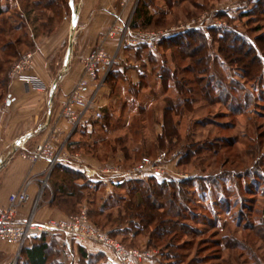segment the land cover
<instances>
[{"label": "rangeland", "instance_id": "1", "mask_svg": "<svg viewBox=\"0 0 264 264\" xmlns=\"http://www.w3.org/2000/svg\"><path fill=\"white\" fill-rule=\"evenodd\" d=\"M0 1L13 15L15 0ZM82 1L74 0L75 11ZM146 1L151 3L155 23L134 31L131 23L141 0L130 2L125 11L123 0H110L115 13L107 17L105 34L114 25L116 14L125 17L123 22L129 25V31L122 44L111 41L105 46L114 55V63L112 76H106L105 89L97 99L101 118L92 116L89 129L76 137L85 147L97 141L96 150L88 156L85 147L84 152L74 151L72 143L71 152L79 154L83 162L86 158L91 161H87L90 167L119 166L126 172L148 158L163 173L143 178L105 175L92 180L81 168H73L85 175V181L77 179V184L85 188L83 198L68 200L70 204L57 208L59 219L86 208L92 213L89 220L93 226L120 245L128 256L120 257L114 247L99 242L54 237L49 239L53 244L49 264H111L108 257L119 264H264V76L247 79L236 60L250 62L252 56L225 57L221 44L215 42L211 33L228 32L234 39L249 42L257 52L254 58H261L264 63V0ZM72 15L64 21L69 28ZM194 31L208 38L209 63H200L197 55L182 58L171 44L168 46L173 51L159 48L164 39L179 36L186 41L187 34ZM69 43L68 39L60 59L75 52L74 47L68 49ZM188 52L190 55L191 50ZM163 70L170 80L161 81ZM207 88L208 98L204 92ZM227 96L235 99L237 107L224 106ZM169 102L179 108L173 117L179 138L160 147L157 140L163 134V114ZM104 116H112V124L106 130L101 127ZM192 145L200 151H192L193 156L186 158ZM149 178L188 184L181 186L190 200L183 206L184 218L174 219L175 227H168L170 233L163 239L135 233L127 225L117 229L107 225L105 216L112 213L116 217L118 207L99 217L93 215L105 203L112 206L119 200L118 206L123 207L129 200L127 186ZM47 179L46 191L43 193L42 189L41 195L43 200H53L50 174ZM118 183L124 186L117 189ZM97 185L99 191L93 190ZM57 203L61 205L60 201ZM39 206L42 202L38 209ZM19 258L18 254L16 260L7 263L24 264Z\"/></svg>", "mask_w": 264, "mask_h": 264}, {"label": "trees", "instance_id": "2", "mask_svg": "<svg viewBox=\"0 0 264 264\" xmlns=\"http://www.w3.org/2000/svg\"><path fill=\"white\" fill-rule=\"evenodd\" d=\"M179 1L190 2L192 0ZM18 4L19 7L17 8L15 6L13 15H11L7 13V9H5L0 2V104L8 93V76L14 64L20 61L26 52L33 51L36 48V41L39 38L55 34L66 20L67 16L71 17L72 15L70 0H18ZM150 5V1L145 2V0H141L131 23L132 30L137 31L141 28L146 29L155 23V16L151 14ZM138 23H142L143 26H139ZM18 33H20L19 36H17ZM211 33L215 42L221 44V52L225 57L231 56L237 58L242 54L245 55L244 57L242 56L243 58L252 56L250 62H245L240 57L238 58H240L241 61L240 59L236 60V63H240L239 65L243 67L242 70L247 79L252 81L259 79L260 76H264V63L261 58H254L257 56V52L249 42L247 43L241 39H234L235 37L228 32L211 31ZM187 35L188 40L186 41L179 38V36L164 39L162 41L163 43L161 42L159 44V48L164 47L173 51L174 49L172 46H176L177 52L182 58H187V56L196 57L197 55L200 63H209V55L206 52L208 50V38L206 35L198 31L191 32ZM217 36L220 37L217 38ZM168 44L172 46H168ZM188 49L191 50L190 55L188 54ZM108 76L109 79L110 76H112V72H110ZM159 76L161 81H164L166 78L170 80L166 75V70H163ZM177 88L183 91L181 86ZM204 92L205 97L208 98V95H210L209 88ZM234 100L235 99H232L231 96H227L226 100L223 102L224 106L227 105L233 108V105L237 107V103H234ZM176 109H179L178 106H173L172 102H169L167 108L164 110L163 134L157 140L160 147L164 146L165 142L170 139L179 138L177 126L173 121L174 115L177 116ZM111 119L112 116L111 118H105L104 116V123L101 125L102 130L112 124ZM85 129H87L85 123L80 125L73 134L71 140L75 145L74 151L84 152L86 148L87 152H85V154L91 156L90 154L96 150L98 142L94 141L92 145L89 144L88 147H85V145L81 146V144H79L80 142L76 139L77 136L83 134ZM205 147H209V145H205ZM189 149L190 152L189 155L186 154V158L193 156L191 154L192 151H195V153L200 151L197 145H192ZM125 158L129 159L130 156L126 154ZM72 169L73 168H69L63 164H58L50 173L49 182H51L54 190V197L51 205L56 208H61L60 206H62V204H68V200H81L83 198L82 191L85 188L83 185L79 186L77 184V179L85 181V175L82 172ZM115 185L117 189L124 186L120 183ZM185 185L187 186L188 184L174 181L158 182L152 178L148 180H135L127 186L129 200L125 202L123 207L118 206L117 203L119 200L116 201V204L113 201L115 205L112 206L105 203L101 205L93 215L99 217L103 215V212L108 211V209L118 207V215L116 217H114L112 213L105 216V223H109L107 225L111 224L112 227H114L113 229H117L122 225H127L131 231L133 230L135 233L149 235L152 239H163V237H166L170 233V229L175 227L176 224H174L173 220L184 218L185 211L183 206L185 203L190 202L181 188V186ZM93 190L99 191L98 185L95 186ZM59 201L61 205L57 203ZM91 214L92 213L88 211L90 220ZM94 223L99 225L98 222ZM168 227H170V229ZM50 238L51 237L43 236L42 238L27 242L19 252V259H23L24 264H49L50 252L53 249V244L49 240ZM79 251L83 258L87 257L83 248L80 247Z\"/></svg>", "mask_w": 264, "mask_h": 264}, {"label": "crops", "instance_id": "3", "mask_svg": "<svg viewBox=\"0 0 264 264\" xmlns=\"http://www.w3.org/2000/svg\"><path fill=\"white\" fill-rule=\"evenodd\" d=\"M14 2L19 7L18 1ZM71 8L73 15L70 28L64 22L55 34L39 38L36 48L22 57L31 55L27 73L39 78L44 86L43 91H37L24 82L11 80L8 76V93L0 104V209L7 207L9 196L18 192L29 176L37 179L29 190L32 200H36L42 191V182L47 180V166H33L25 156L36 144L46 139L49 124L57 118L62 102L79 80L86 57L98 46L105 34V25L109 21L107 17H112L115 13L110 0H83L80 9L76 11L73 0ZM71 37L75 52L72 55L69 53V59H66L67 55L60 59L67 40L70 42ZM90 118L89 116L85 122L87 129L90 127ZM61 127L62 131H68L65 121ZM87 161L91 162L86 158L85 162L88 163ZM44 189L43 193L46 191ZM43 199L42 194V206L37 211L38 220L59 218L60 210L51 205L52 200ZM41 202L39 201L40 204ZM32 206L31 202L22 208L20 217L26 216ZM17 255L16 247L0 246V264L16 260Z\"/></svg>", "mask_w": 264, "mask_h": 264}, {"label": "built area", "instance_id": "4", "mask_svg": "<svg viewBox=\"0 0 264 264\" xmlns=\"http://www.w3.org/2000/svg\"><path fill=\"white\" fill-rule=\"evenodd\" d=\"M133 0H123L121 6L125 11ZM135 4V2H134ZM126 21L122 14L115 15L114 25L103 34L98 46L86 57L83 64L82 74L62 102L61 111L57 118L49 124L47 137L25 156V158L36 166L45 164L47 166L48 175L58 164L84 170L85 174L92 180H99L101 177H116L135 175L138 178L157 177L163 172L160 166H156L155 162L144 158L140 166L131 170L124 171L117 166H100L90 167L88 163L83 162L80 155L73 153L72 136L77 128L87 122L90 117L95 119L101 118V113L97 110V99L104 87L105 78L111 72L114 63V55H112L105 47L108 42L118 41L122 44L129 25H125ZM31 55L27 54L19 62L14 64L9 72L11 80H17L31 85L37 91H43L44 86L36 76L29 75V61ZM97 111V112H96ZM68 124V131H62L61 124ZM158 159L157 162H160ZM48 180V179H47ZM42 182L44 189L48 185V181ZM34 176H29L22 188L9 196L7 207L0 209V246H14L19 254L20 250L27 242L42 238L43 236L63 237L65 239H76L79 242L94 241L105 246L114 247V253L120 257H127L128 252L109 239L97 227L93 226L89 220L88 211L82 208L79 214L68 216L65 218L51 217L44 221L37 218L38 204L41 199V192L36 200H32L29 190L36 183ZM33 204L31 211L23 217H20V211L29 203ZM132 255V252H129ZM111 264H119L113 257H108ZM127 264H131L129 261Z\"/></svg>", "mask_w": 264, "mask_h": 264}, {"label": "water", "instance_id": "5", "mask_svg": "<svg viewBox=\"0 0 264 264\" xmlns=\"http://www.w3.org/2000/svg\"><path fill=\"white\" fill-rule=\"evenodd\" d=\"M70 4H73V0L70 1ZM73 24L75 25V17H74V22ZM74 32V29H73ZM72 42H73V37L70 38V48L72 47ZM66 59H69V54L67 55Z\"/></svg>", "mask_w": 264, "mask_h": 264}]
</instances>
